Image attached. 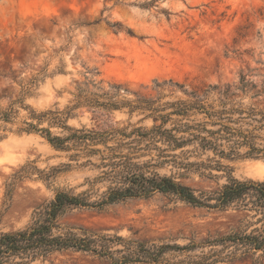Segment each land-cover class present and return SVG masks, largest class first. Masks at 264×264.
<instances>
[{
    "label": "rangeland",
    "instance_id": "rangeland-1",
    "mask_svg": "<svg viewBox=\"0 0 264 264\" xmlns=\"http://www.w3.org/2000/svg\"><path fill=\"white\" fill-rule=\"evenodd\" d=\"M105 20L124 29L116 32ZM86 99L116 103L121 109L75 108ZM178 102H200L216 112L244 111L229 116L238 120L229 125L253 131L259 135L256 146L264 148V0H0V111H17L10 122L0 120V233L25 228L57 192L86 191L87 180L101 173L91 165L80 167L86 159L71 161L73 152L54 149L41 133L23 132L26 123L37 124L30 111L68 113L65 125L72 129L130 132L161 126L173 111L170 105ZM139 105L148 108L131 112ZM49 119L41 127L53 135L68 134ZM179 120L206 124L210 131L220 128L212 124L217 117L197 112L185 119L171 116L164 128L171 130ZM157 146L159 150L145 153L139 163L151 161L161 176L173 177L197 195L220 191L230 174L264 182V157H246L248 146L240 147L241 156L232 159L198 144L177 151ZM91 161L99 163L98 157ZM216 162L228 171L208 168ZM181 163L193 166L182 168ZM65 164L72 168L61 171ZM107 187L97 185L100 192ZM60 223L178 245L260 227L235 207L209 211L163 195L129 200L106 212L75 210ZM47 264L107 263L66 252ZM234 264L253 263L248 259Z\"/></svg>",
    "mask_w": 264,
    "mask_h": 264
},
{
    "label": "trees",
    "instance_id": "trees-1",
    "mask_svg": "<svg viewBox=\"0 0 264 264\" xmlns=\"http://www.w3.org/2000/svg\"><path fill=\"white\" fill-rule=\"evenodd\" d=\"M105 22L116 32L124 29L121 23ZM128 33L132 34V31L128 30ZM84 102H78L75 108L86 104L121 109L116 103L100 105L98 101L87 99ZM170 107L173 111L163 117L166 119L161 126L151 129L132 128L130 132L129 128L112 132L72 129L65 125L68 113L36 114L35 111H30V119L37 121V124L26 123L27 127L22 129L23 132L41 133L54 149L73 152L69 156L71 161L78 163L81 159H86L84 163L77 165H91L101 170V173L95 179L87 180L89 188L86 191L79 194L73 191L57 192L50 205L44 211L36 213L32 223L25 228L0 233V264H47L55 255L66 252L91 256L107 264H234L248 259L253 264H261L264 257V182L239 180L230 174L220 191L197 195L194 190L173 177L161 176L155 170L157 165L151 161H138L145 153L159 150L158 143L166 145L172 151L198 144L202 150H213L224 159L240 157L237 150L248 146L246 157H264V148L256 146L259 135L229 125L237 124L238 120L229 116L234 112L243 114L244 111L241 110L223 109L216 112L208 110L200 102H178ZM146 108L148 107L139 105L132 107L131 112ZM153 111L156 112V109ZM192 112L205 114L210 119L217 117V121L212 124L220 128L210 131L205 127L206 124L191 125L183 123V120H179L171 130L164 128L171 116L185 119ZM253 112L248 114L249 117L254 116ZM16 114L14 109L0 111V120L10 122ZM47 117L52 124L60 126L68 134L63 137L53 135L50 128L41 127ZM262 120L264 121V116ZM261 126L263 128L264 124ZM224 143L227 144V150L223 149ZM98 146L103 149L96 148ZM93 157H98V164L91 161ZM179 165L182 168L193 166L192 163ZM63 167L64 170L61 171H68L72 165L65 164ZM208 168L217 171L229 169L220 162ZM100 183H107V190L100 192L97 189ZM11 192L10 188L7 191L8 197ZM156 195L209 211L224 212L235 207L248 213L260 227L250 233L244 231L178 245L171 242L137 241L85 227L70 228L60 223L64 216L75 210L106 212L114 205L129 200H149Z\"/></svg>",
    "mask_w": 264,
    "mask_h": 264
}]
</instances>
